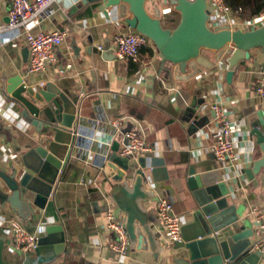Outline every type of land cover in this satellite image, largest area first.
<instances>
[{
    "label": "crops",
    "instance_id": "0c3cea01",
    "mask_svg": "<svg viewBox=\"0 0 264 264\" xmlns=\"http://www.w3.org/2000/svg\"><path fill=\"white\" fill-rule=\"evenodd\" d=\"M11 3L12 0H0V25L6 24ZM99 4L56 0L51 5L33 29H59L65 38L56 48V62L48 63L34 76L26 74L28 54L21 31H0V169L7 172L12 165H21L22 153L37 138L34 127L21 119L19 105L6 93L7 80L14 76H21L32 86L45 88L46 83H52L66 97L77 98L79 117L88 127L87 139L91 142L90 147L76 149L74 153L79 155L71 157L59 173L41 214L31 213L28 220H23L8 204H0L3 259L11 264H21L25 259L23 253L11 249V238L4 231L12 217L20 218L24 228L38 237L45 235L48 225L63 227L64 250L53 261L42 264H181L184 253L172 246L164 247V229L152 223L148 226L157 252L151 251L137 224L136 238L129 240L126 256L120 257L108 248L114 233L106 226L105 213L115 207L113 188L123 185L131 190L140 163H148L153 157L163 159L168 178L160 180L162 174H156V180L147 178L142 182L141 189L147 194V198L137 201L142 210L153 209L157 215L155 203L159 196L167 194L174 211L182 216V224L190 221L192 197L185 178L192 166L197 172H211L212 177L220 175L229 187L239 208L236 227L254 228L253 207L264 215V178L257 175L249 179L245 174L252 161L262 155L259 146L264 140V102L257 98L253 87L264 61V49H250L249 57L236 63L228 84L225 73L232 45L218 51L201 50L197 58L187 62L184 71L160 60L153 43L140 49L138 61L119 60L111 57L104 46L116 31L129 30L122 19L130 15L121 4L108 8L106 16L97 11ZM144 6L166 29H173L180 21L175 1L146 0ZM263 24L246 26L244 30ZM100 45L101 51L97 48ZM217 100L229 112L234 130V156L225 164L214 158L211 149L214 112L210 104ZM95 119H121V131L138 132L149 144V152L121 157L117 150L127 165L128 169H124L109 158L111 146L121 144L122 133L112 135L105 124L92 127L85 122ZM107 142V156L99 160L96 148ZM144 171L146 177L150 175L148 168ZM260 261L264 264L263 258Z\"/></svg>",
    "mask_w": 264,
    "mask_h": 264
},
{
    "label": "water",
    "instance_id": "95a60500",
    "mask_svg": "<svg viewBox=\"0 0 264 264\" xmlns=\"http://www.w3.org/2000/svg\"><path fill=\"white\" fill-rule=\"evenodd\" d=\"M99 1L97 11L108 16V8L123 4L130 16L124 17L129 29L151 39L162 61L178 65L185 70L189 60L195 59L203 49L221 50L232 45L229 63L226 68V83H230L236 63L249 57V50L255 47L264 49V24L252 30H213L208 26L206 0H175V10L179 12V23L173 29H166L159 19L145 9L146 0H84ZM108 41L104 49L111 57ZM28 54V50L26 48ZM6 93L20 107L21 119L34 127L36 140L20 157L21 165H12L9 171L0 169V204H8L23 220L31 213L41 214L51 195L59 173L71 157L78 156L75 150L90 146L91 142L82 134L79 124L77 98L66 97L52 83L45 88L26 84L21 76L7 80ZM87 135L88 133H84ZM88 137V135H87ZM261 157L252 161L245 171L252 179L257 175L264 178V140L259 146ZM118 144L111 146L109 158L128 169L117 155ZM150 171L147 175L144 169ZM130 175L131 170H128ZM168 178V172L161 158L153 157L147 163H140L137 177L130 189L117 185L111 197L115 207V220H124L128 238L134 241L136 227L141 228L147 237L152 252L158 251L148 223L160 226L159 218L153 209L142 210L138 199L147 198L141 184L147 178L156 180ZM186 188L192 197L191 219L181 227V239L174 242L172 249L180 250L184 257L181 264H261L260 253L251 250L253 229L236 227L239 208L234 204L233 195L220 175L212 177L211 172H197L192 166L185 178ZM4 240L0 236V264H11L3 259ZM65 247V233L61 225H48L45 235L39 236L34 254L24 255L21 264H42L53 261Z\"/></svg>",
    "mask_w": 264,
    "mask_h": 264
},
{
    "label": "built area",
    "instance_id": "2783aa9c",
    "mask_svg": "<svg viewBox=\"0 0 264 264\" xmlns=\"http://www.w3.org/2000/svg\"><path fill=\"white\" fill-rule=\"evenodd\" d=\"M56 0H12L11 7L7 13V22L0 25L1 30H20L24 43L28 50L26 74L34 76L45 70L48 63L57 60L56 48L59 47L65 38L62 30L54 29L51 31L34 30L42 18L50 11L51 5ZM175 1V0H171ZM206 10L208 26L213 30L228 28L230 30L244 31L246 26L253 27L264 22V5L262 9L250 19H241L238 16L239 9H233L225 0H206ZM152 43L151 39L129 29L126 32L116 31L110 38L108 49L111 50L113 57L119 60H139V51L142 47H147ZM103 50V46L97 47ZM257 98L264 102V61L259 70V76L253 87ZM214 112V133L211 149L214 158L221 164H225L234 156L233 153V123L230 120L229 112L226 111L220 100L210 104ZM92 127H99L105 124L112 135L122 133V142L118 146V153L121 157L134 156L149 152L150 147L147 141L135 130L122 132V120H90L86 121ZM84 133H88L84 119L80 120ZM82 134L85 138L87 135ZM91 140V139H90ZM96 148V154L102 161L107 156L110 143H104ZM90 147V146H89ZM89 149V148H88ZM106 149V150H105ZM83 181H79L82 183ZM157 217L160 226L163 227L166 240L164 247L173 246L174 242L181 239L182 216L174 211L172 200L169 195L162 194L155 203ZM254 214L251 250L258 251L260 258L264 259V215L256 207L251 209ZM106 226L114 233V238L108 242V248L120 257L128 254L129 238L125 224L121 220H115L113 210L105 213ZM4 229L11 238V249L21 252L24 255L34 254L38 236L28 232L20 218L12 217L7 221Z\"/></svg>",
    "mask_w": 264,
    "mask_h": 264
},
{
    "label": "trees",
    "instance_id": "16d2710c",
    "mask_svg": "<svg viewBox=\"0 0 264 264\" xmlns=\"http://www.w3.org/2000/svg\"><path fill=\"white\" fill-rule=\"evenodd\" d=\"M235 10L239 9L240 17L250 18L263 6L264 0H225Z\"/></svg>",
    "mask_w": 264,
    "mask_h": 264
}]
</instances>
